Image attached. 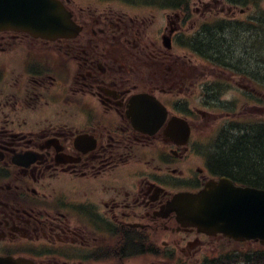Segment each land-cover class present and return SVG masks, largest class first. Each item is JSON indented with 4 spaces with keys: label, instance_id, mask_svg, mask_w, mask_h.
<instances>
[{
    "label": "flooded vegetation",
    "instance_id": "af4514ba",
    "mask_svg": "<svg viewBox=\"0 0 264 264\" xmlns=\"http://www.w3.org/2000/svg\"><path fill=\"white\" fill-rule=\"evenodd\" d=\"M57 1L71 34L0 28V258L222 256L226 237L182 224L167 207L212 180L241 183L225 162L264 125L258 88L243 84L264 83V0ZM233 84L256 120L228 112L222 122L214 112ZM211 122L223 132L210 144Z\"/></svg>",
    "mask_w": 264,
    "mask_h": 264
},
{
    "label": "water",
    "instance_id": "95a60500",
    "mask_svg": "<svg viewBox=\"0 0 264 264\" xmlns=\"http://www.w3.org/2000/svg\"><path fill=\"white\" fill-rule=\"evenodd\" d=\"M55 38L66 34L69 18L54 0H0V26ZM185 225L222 232L238 241L264 245V190L236 186L229 179L210 182L198 194H180L168 205Z\"/></svg>",
    "mask_w": 264,
    "mask_h": 264
},
{
    "label": "trees",
    "instance_id": "16d2710c",
    "mask_svg": "<svg viewBox=\"0 0 264 264\" xmlns=\"http://www.w3.org/2000/svg\"><path fill=\"white\" fill-rule=\"evenodd\" d=\"M258 135V139L251 138L247 141L241 151L229 152L225 168L230 171L238 170L240 176H235L234 179L241 184L264 188V127L257 132V137ZM234 254L208 260L205 264H264V247L260 244L258 250L250 248Z\"/></svg>",
    "mask_w": 264,
    "mask_h": 264
},
{
    "label": "rangeland",
    "instance_id": "374dc122",
    "mask_svg": "<svg viewBox=\"0 0 264 264\" xmlns=\"http://www.w3.org/2000/svg\"><path fill=\"white\" fill-rule=\"evenodd\" d=\"M263 6H264V2H263ZM179 53H180L181 57L184 55L183 51H179ZM187 56H189V55L187 54ZM258 57L260 59L259 61L261 62V64L264 63V48H260L259 53H258ZM260 69H261V67H260ZM261 72H262V74H264V66H262ZM243 84L245 87H248L249 89H256V87H257L259 90V93L261 94L260 99H262L264 101V86L263 85L259 86V85H256L255 83L248 82V81H244ZM237 99H238V101L236 102ZM188 100H191L192 107L196 106L195 104H197V102L194 101L193 98L189 97ZM221 101L225 105L223 107H220V108L214 107L216 109V110H214V112L217 114V116H219L220 121H222V122L225 120L224 116H226V113H228V112H232V113L237 112L238 115H242L244 122L253 121L252 118L254 120H256L258 117V115L255 112L256 109H255L254 105L251 103V98L248 97L244 93L243 88H240L236 84H233L232 87L228 88L227 91L223 92V95L221 96ZM218 125H219V123L211 122L210 126L207 128V130L209 131L207 141L210 144L214 141V139L218 136V134L221 131V127L216 128ZM230 246H231L230 249H232V250L236 249L235 245H230ZM238 248H241V247H238ZM199 260L200 259L197 257H195V258H193V257H189V258L182 257V259H180V261L183 264H198Z\"/></svg>",
    "mask_w": 264,
    "mask_h": 264
}]
</instances>
